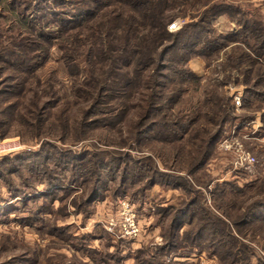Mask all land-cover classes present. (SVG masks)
<instances>
[{"label":"rangeland","instance_id":"rangeland-1","mask_svg":"<svg viewBox=\"0 0 264 264\" xmlns=\"http://www.w3.org/2000/svg\"><path fill=\"white\" fill-rule=\"evenodd\" d=\"M59 1L68 0H27L22 5L0 0V57H9L11 41L27 46L36 40V52L50 49L47 62L38 66L0 64V94L12 92L27 78L34 84L32 76L39 77L48 95L35 115L48 107L54 114L37 121L23 106L15 109L23 103L20 88L16 94L21 97L0 96V264L263 263L264 207L254 203L264 190V100L248 95V63L243 69H224L236 47L251 53L253 36L239 37L244 29L236 19L218 15L205 37L223 45L214 53L195 51L186 61L194 79L181 86L176 111L194 107L204 115L216 86L232 106L231 122L210 145H203L204 155L186 146L197 125L181 143L169 145L152 140L157 128L142 131V141L128 138L127 123L120 119L111 128L85 127L75 140L85 107L73 97L71 69L60 61L58 48L50 46L59 27L57 17L47 14ZM225 1L247 13L250 25L264 27V0ZM95 8L93 3L85 7L87 12ZM186 9L169 24V32L191 21L193 8ZM86 20L75 18L74 25ZM227 35L245 38L249 45L222 38ZM256 59L264 64V55ZM79 67L83 79L86 64L80 61ZM52 88H60L70 103L57 105ZM63 124L69 130L65 135L60 133ZM247 154L255 161L245 160ZM218 226L223 233L214 232Z\"/></svg>","mask_w":264,"mask_h":264},{"label":"trees","instance_id":"trees-1","mask_svg":"<svg viewBox=\"0 0 264 264\" xmlns=\"http://www.w3.org/2000/svg\"><path fill=\"white\" fill-rule=\"evenodd\" d=\"M14 1L22 5L27 0ZM88 3L96 6L95 12H87L85 7ZM188 6L193 8L191 21L181 30L169 32V24L178 16L184 15ZM54 7L47 17H57L59 30L52 38L56 40L55 43L50 46L58 48L60 61L66 70L71 69L74 81L73 97L78 105L85 107L82 110V121L74 129L75 140L80 137L77 132L85 127L97 129L102 125L111 128L114 121L120 119L127 123L125 132L128 138L142 141L139 137L142 131L148 129L152 133L157 128L160 131L154 132L152 140L169 145L175 141L181 143L189 129L197 125L186 146L194 150L193 154L204 155L206 151L203 145H210L216 138L214 135L217 132L220 134L224 126L232 120L230 99L216 86L214 98L209 100L210 105L204 115L197 114L194 110L198 109L194 107H181L177 111L176 107L182 102L184 88L181 86L191 78L192 81L194 79L193 74L186 68L189 54L201 50L214 53L223 45L215 37H205L211 33L212 21L221 14L236 19L244 29L238 33L239 37L252 35L255 43V48L249 54L236 47L228 55L224 69H243L248 63V95L264 100V64L256 59L264 55V27L258 22L250 25L248 14L225 0H68L59 1ZM234 13L239 17H235ZM80 17L87 20L74 25L75 18ZM249 27L253 29L249 30ZM222 38L249 45L245 38H234L232 35ZM27 44L18 46L14 41L9 42L6 47L9 57H0V64L23 68L33 62H38L37 66L47 62L50 49L41 47L40 52H36L34 49L39 47L38 41L31 40ZM19 47L23 50L17 54ZM80 61L87 68V75L83 79L80 77ZM36 71L32 70L31 74ZM32 79L37 82L31 84L27 78L19 86L13 87L12 92L0 96L21 97L16 94L20 88L23 103H18L15 109L23 106L37 121L42 119V115L51 118L54 115L48 113L51 107L44 109L41 116L35 115L44 105L41 101L48 95V91L42 87L45 85L39 77L32 76ZM49 85L50 83L47 86ZM52 89L57 105L61 101L62 105L64 102L70 103L65 100V94L61 93L60 88ZM181 111L189 114L183 115ZM63 112L64 109L58 112V123L61 124ZM209 125L217 128L210 131ZM65 127L63 124L60 129L62 135L69 132ZM176 131H180V134H176ZM129 141L124 144L127 145ZM87 161L94 163L93 159ZM130 161L133 163L134 160L130 158ZM259 194V200L254 205L264 207V190ZM214 232L219 234L224 231L218 226Z\"/></svg>","mask_w":264,"mask_h":264},{"label":"built area","instance_id":"built-area-1","mask_svg":"<svg viewBox=\"0 0 264 264\" xmlns=\"http://www.w3.org/2000/svg\"><path fill=\"white\" fill-rule=\"evenodd\" d=\"M235 104L237 106H239V107L241 106V100H240V97L239 96L235 97ZM244 159L245 160H248L249 162L255 161V159L253 157H251L250 154H247L246 156H244Z\"/></svg>","mask_w":264,"mask_h":264}]
</instances>
